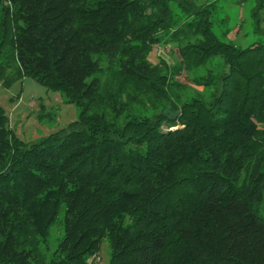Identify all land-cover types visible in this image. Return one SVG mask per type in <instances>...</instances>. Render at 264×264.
Instances as JSON below:
<instances>
[{"label": "trees", "instance_id": "obj_1", "mask_svg": "<svg viewBox=\"0 0 264 264\" xmlns=\"http://www.w3.org/2000/svg\"><path fill=\"white\" fill-rule=\"evenodd\" d=\"M217 1L0 0L1 84L79 110L28 143L0 105V264H264V0L246 47Z\"/></svg>", "mask_w": 264, "mask_h": 264}, {"label": "rangeland", "instance_id": "obj_2", "mask_svg": "<svg viewBox=\"0 0 264 264\" xmlns=\"http://www.w3.org/2000/svg\"><path fill=\"white\" fill-rule=\"evenodd\" d=\"M256 3L257 0L217 1L215 30L218 34L228 30L227 35L222 37L223 40L235 46L246 47L253 40L263 38V34L255 30L251 15ZM236 25L240 28L235 29ZM262 27L264 28V9ZM156 51L171 62L178 59L177 52L174 53L170 45L165 48L159 46ZM209 91L206 89L205 95L209 94ZM0 105L5 110L8 126L20 140L28 143L37 142L67 127L77 119L79 112L77 106L69 103L60 91L49 90L31 77H24L8 87H4L0 82ZM56 234L54 227L50 244L54 242ZM109 255V242L105 240L98 254L92 256L87 264H108Z\"/></svg>", "mask_w": 264, "mask_h": 264}]
</instances>
